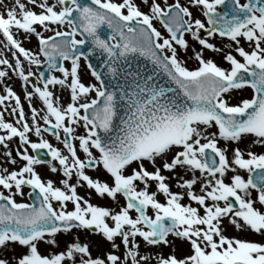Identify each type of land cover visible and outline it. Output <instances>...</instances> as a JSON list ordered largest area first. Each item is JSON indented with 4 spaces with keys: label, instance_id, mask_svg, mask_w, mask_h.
<instances>
[{
    "label": "snow or ice",
    "instance_id": "1",
    "mask_svg": "<svg viewBox=\"0 0 264 264\" xmlns=\"http://www.w3.org/2000/svg\"><path fill=\"white\" fill-rule=\"evenodd\" d=\"M0 264H264V0H0Z\"/></svg>",
    "mask_w": 264,
    "mask_h": 264
},
{
    "label": "rangeland",
    "instance_id": "2",
    "mask_svg": "<svg viewBox=\"0 0 264 264\" xmlns=\"http://www.w3.org/2000/svg\"><path fill=\"white\" fill-rule=\"evenodd\" d=\"M5 3L6 4H8V3H10V0H5ZM35 44V42L33 41V45ZM27 46V45H26ZM13 87H14V89L17 91V92H19L20 93V82L18 81V80H16V81H13ZM18 93V94H19Z\"/></svg>",
    "mask_w": 264,
    "mask_h": 264
}]
</instances>
